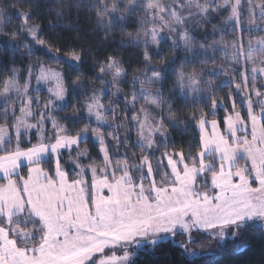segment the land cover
<instances>
[{"label": "snow or ice", "instance_id": "6c2138e0", "mask_svg": "<svg viewBox=\"0 0 264 264\" xmlns=\"http://www.w3.org/2000/svg\"><path fill=\"white\" fill-rule=\"evenodd\" d=\"M138 10V27L116 40V27L125 33ZM45 14L50 19L33 23ZM93 15L92 35L104 42L95 51L78 43L85 30L77 26L91 24ZM220 15L224 20L214 24ZM13 19L19 21L7 33L13 52L47 56L77 74L37 62L27 66L22 88L15 66L3 80L0 264H141L143 254L166 242L187 257L196 254L189 251L194 234L215 243L201 255L230 256L247 250L255 235L264 237V66L250 56L264 52V37L255 47L249 38L243 71L238 67L243 33L264 32V0H0V32ZM70 32L77 36L68 38ZM162 44L169 47L167 60L160 59ZM105 45L112 51L100 52ZM117 47L138 50L135 67L123 66ZM229 48L232 62L184 71L187 63L215 64V54L227 56ZM89 59L100 89L82 79ZM170 72L175 79L166 94ZM221 76L217 86L212 77ZM42 84L54 85L46 99ZM225 87L223 98L216 95ZM224 101L231 112L220 131L216 117ZM68 107L72 115L58 118ZM74 121L83 127L69 126ZM189 128L199 138L185 151L170 129ZM90 140L95 157L79 147Z\"/></svg>", "mask_w": 264, "mask_h": 264}, {"label": "trees", "instance_id": "16d2710c", "mask_svg": "<svg viewBox=\"0 0 264 264\" xmlns=\"http://www.w3.org/2000/svg\"><path fill=\"white\" fill-rule=\"evenodd\" d=\"M74 2V0H73ZM147 2V1H145ZM11 11V10H9ZM81 19H85V13L81 12L80 14ZM143 15L142 11H137L136 15L132 18L131 26L126 28L125 33H121L119 30V26L116 27L114 30V37L116 40H119L122 35H125L128 31H133L138 27L137 19ZM76 13H72L70 19L75 22ZM50 19V16L48 14H45L43 19H37L33 21V23H43L44 21H47ZM92 23L89 24L87 22L77 25L78 27L84 29L85 31L81 35V39L78 41V43L84 44L85 47H91L95 51L98 46L104 44L103 41L96 39L92 35V28L94 27L95 23V16L93 15L91 17ZM19 21L16 19H13L11 21V24L9 26V29L4 30V32H0V92L4 89L3 86V80L11 78V69L13 66L17 69V71L20 73L18 78L20 82H23L24 79L27 76V66L29 64H34L37 62H43L47 63L50 67L53 68H59L63 70L64 72L68 73L69 75L75 76L77 73L75 72L74 68L70 69L67 64H61L57 65L55 62L49 59L47 56H38L33 55L31 58H27L24 54L23 49H21L18 52H13L10 45L13 43L10 35L7 33L11 30L12 27H14L16 24H18ZM67 23V21L65 22ZM49 29L45 28V33L48 34ZM99 35V33H98ZM77 34L75 32H70L68 35V38H75ZM55 39V37H53ZM19 42L18 40L16 41ZM105 50H108L111 52V49H107L106 45L105 47H100L99 51L103 52ZM137 49L129 48L127 50L123 48H116V52L123 57L125 63L124 67L128 68L129 63L135 67V60L132 58L134 57ZM161 51L162 56L160 59L167 60L169 59L170 53H169V47L165 44L161 45ZM181 59L177 60L175 67L179 68L180 65L183 63V56L184 53L181 54ZM100 59L103 60V56H100ZM153 63H159V60L157 58H153ZM215 67L214 65H211L210 63L205 65L200 64H193V63H187L184 64V71L186 73H192V72H200L201 68L204 67ZM80 71L88 72V78H83L84 83L88 87H95L97 89L101 88L102 85L98 81H94L91 79V77L94 75V71L92 70V60H87V62L81 66ZM132 72L129 69L128 79L131 80ZM175 79V75L173 72H170L168 74L167 84L165 87V93L167 94V91L172 88L173 81ZM121 87L124 89L125 92L131 91L130 86L127 85H121ZM35 95L34 93H32ZM220 97V95H218ZM81 102L83 101V97H79ZM68 100L70 104H75V100L70 95L68 97ZM105 104L109 103V98L105 97L104 101ZM120 108H123L124 105L122 102H117ZM190 105H185L186 110H190ZM197 107L199 108L200 105L197 104ZM73 113V108L68 107L66 110L60 112L58 118H62L64 116H71ZM244 115V113H241ZM224 115H221L217 119L221 122L220 130L223 131V119ZM211 119V117H210ZM61 123H67L63 119H60ZM2 123V121H0ZM69 126L74 127H83V123L79 121L72 122ZM95 127V123L92 125ZM171 135L175 137L174 143L176 145H183L184 150L187 151L188 144L190 142L195 143L198 140V132L197 130H193L191 128L187 130H181V129H170ZM33 143H36L35 140H33ZM80 148H89L92 152L93 157L96 155V150L92 148V141L90 140L88 143H82L80 145ZM130 151H135V149H130ZM85 164L88 163L84 162ZM252 235V233H250ZM264 258V237H261L259 235H255V238L250 241V246L247 247V250L245 248H241L234 252V254L230 256H222L220 254H216L213 257H200L195 259H187L184 255L181 254L179 249H176L173 244L170 243H164L161 245V247L156 251L155 254H143L141 257V264H226V262L230 261V264H259V261Z\"/></svg>", "mask_w": 264, "mask_h": 264}, {"label": "rangeland", "instance_id": "374dc122", "mask_svg": "<svg viewBox=\"0 0 264 264\" xmlns=\"http://www.w3.org/2000/svg\"><path fill=\"white\" fill-rule=\"evenodd\" d=\"M145 1H147V0H145ZM253 2L254 3H258L259 0H253ZM224 18H225V16H223V15L217 16L216 17V20H214L213 23L214 24H219L221 21L224 20ZM246 19H247V17H245V21H246ZM149 27H151V25H149ZM208 29H209V31H211L212 24H209L208 25ZM240 35H241V32L238 29L237 32H236V36L239 37ZM262 37H264V32H261V31H254L251 34H249L247 32L243 33V43H244V47H245V53L240 55V57H239L240 64L238 65V67H240L242 71H243V68H244L245 54H247V42H248L249 38H251V40L253 42V46L255 47V41L258 40V39H260V38H262ZM217 38H219V34H217ZM231 38H232V33L229 30V33H228V35H226L224 37V40L225 41H228ZM181 54H183V53H181ZM215 55H216V62H215V64H212V63H210V64L211 65H214L216 68H219L224 63H230L233 60H235V58H236L234 56L233 50L231 48L228 49L227 56H225L224 52H222V51L221 52H217ZM250 56H251L252 59H254L257 62L255 66H257V67L264 66V64L260 63V62H264V52L252 51L250 53ZM249 66H252V65L250 64ZM204 68L212 69V68H210L208 66H206ZM223 79L224 78L222 76L219 77V78L212 77V80H213L214 84H216L217 86L220 85V83H221V81ZM26 80H27V76H26V78L24 79L23 82H20L19 81V78L17 79V82L21 85V88L24 85V83L26 82ZM32 84L34 85L35 84V81H33ZM50 86L51 87H54V85H48V84H42L41 85V98H43V99H46L47 98V96H48L47 88L50 87ZM102 87H103V85H102ZM3 90H2V92H3ZM229 91H230V88L225 87L223 89H219L217 91L216 95H220V97L223 98L224 95H225V93H227ZM128 92H130V90ZM33 93L35 94V92H33ZM110 95H111V90H109V96ZM230 103H231L230 101H224L225 107H222V108H220V109L217 110V117L216 118L220 117L221 115H224L226 117V115H228L231 112V108L228 107L230 105ZM236 105H237V108H240V100H239V98L236 99ZM225 108H227V110H225ZM242 112L244 113V110H242ZM17 115H19V112H17ZM208 131L209 132L211 131V128L210 127H209ZM197 132H198V130H197ZM133 139H135V136H133ZM81 149H83V148H81ZM84 162H86V160ZM210 246L213 247V248L215 247L214 241H210L205 235H202V234H194V242L190 244L189 251L191 252V251L195 250L196 254L195 255H189L186 258L190 260V259H195V258H200V257H213L216 254H213L212 252H208L207 255H201V251L200 250L201 249H208Z\"/></svg>", "mask_w": 264, "mask_h": 264}]
</instances>
